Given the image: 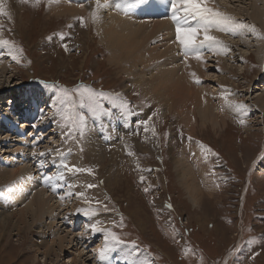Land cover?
Here are the masks:
<instances>
[{
    "label": "rangeland",
    "instance_id": "374dc122",
    "mask_svg": "<svg viewBox=\"0 0 264 264\" xmlns=\"http://www.w3.org/2000/svg\"><path fill=\"white\" fill-rule=\"evenodd\" d=\"M62 1L52 3L53 6L49 5L48 0H40L38 5L35 0H4L12 19L9 21L7 17H0L2 36L13 41L15 48L23 49V52L17 53V62L9 55L7 47H0V65L7 66L5 75H1L0 71V126L5 125L3 122L6 121L11 130L4 135L8 136L4 142H8L9 148H4V144L0 143V224L7 219L14 221L8 233L1 231L0 227V264H70L73 258L74 264H94L106 241L103 232L88 228H92L93 224L110 229L124 241V244L107 253L108 263L114 259L111 264H116L119 258L116 256L120 254L122 264H127L125 255L133 241L138 249L135 259H147L150 264H264V112L256 103L259 95L264 96L261 91L264 87V65L254 51L250 55L242 54L248 50L244 45V37L245 41H250L256 35L244 31L241 40L240 37L221 32L232 50L227 52V59L230 60L227 62L228 71L217 62H210L213 58L205 59L213 55L207 46L204 48L207 56L202 50V61H195L192 55L186 58L179 49V53L174 54L178 66L185 69L187 64L207 61L208 69L205 66L203 74L196 75L199 84L195 83L193 77L190 81L183 80L185 86H182L184 92L181 101L164 102L157 96L146 95L143 84H140L143 81L139 83L140 78L130 72L143 73L146 69L147 73H151L152 62V66L147 69L142 67V55L130 54L128 58L133 63L131 68H124L121 62L111 64L110 51L106 43L102 42L96 27L101 17L97 14L98 19L93 21L88 13H77L73 17L52 13ZM92 1L97 3V0ZM110 1L99 0L103 2L100 4L106 6H109ZM121 1L115 2L119 7L128 8L127 2ZM163 1L166 6H171V0ZM213 1L218 7L215 8L226 15L230 14L236 21L244 20L242 23L254 25L264 35L263 29L255 21L252 22L251 17L260 8L262 11L259 9V14L264 18V0H257V4L255 0V3L252 0ZM210 6L213 7L212 3ZM255 7H258L257 10ZM140 13L145 16L147 12L138 11ZM164 14L168 18V12ZM104 15L103 20L110 22L107 12ZM79 18H83V23ZM138 19L144 21L145 18ZM146 21L151 20L146 18ZM60 33L64 34L63 39ZM259 41L264 42V39ZM159 45L150 44L149 49L152 52ZM152 72L153 76L158 74L157 71ZM81 86L104 93L99 98L100 106L96 115L88 108L79 106L77 89ZM204 87H210L212 95H222L233 104L245 105L244 109L236 110L234 115L222 121L225 126L226 123L230 125L227 135L225 131L228 127H217L215 130L209 123L206 126L202 123L197 108L199 110L202 107L199 92ZM193 89L196 90V96ZM63 90L68 91V99L76 102L75 112L84 115L85 124L82 128L72 127L65 120L69 105L67 100L61 103L65 99ZM13 97L10 105L2 104L7 98L12 100ZM28 97H33L38 106L29 113L36 116L38 111L45 115V121L43 118L39 123L41 125H36L37 122L28 125L25 122L28 118L24 117L23 110L16 104V101ZM195 100L200 101L194 105ZM209 101L207 106L211 109L219 107L222 112L218 98ZM124 104L126 107H122ZM9 109L12 110L11 115ZM14 117L19 118L17 123L11 121ZM189 117L195 120L193 128L186 125ZM141 121H148V131H145ZM244 121H249L248 129L244 127ZM25 125L27 127H22ZM28 127L33 129L29 130ZM54 129L59 130L60 134L57 139L59 145L55 146L59 154L55 158H65L72 153L77 168L91 169V172L72 171L69 177H86L88 185H94L92 188L87 187L86 194L94 198L89 207L98 211L93 216H86L78 211L82 206L75 204L72 207L62 200L63 203L58 204L62 205L58 212L60 222L58 225L54 222V226H49L45 234H40V231L46 229L43 228L44 224L47 226L53 221L51 218L43 220L42 224L36 221L31 227L25 225V230L21 232L19 228L16 231L14 225L19 220V212L26 209L33 195L26 191L28 193L21 201L12 202L10 192L13 190L9 187L13 182L10 177V167L13 165H10V160L19 157L20 163L32 170L28 173L32 174L29 181L37 185L47 182L45 177H54L56 173L51 169L37 170V164L43 161V158L38 161L41 154L51 148L47 139ZM111 136L115 138L112 140ZM90 145L93 152L88 150ZM197 145L204 146L203 157L208 166V177L213 178H209L206 183L198 172L196 158L193 154L190 158L188 156L198 175L196 181L203 197L201 205L196 207L192 205L185 186H182L175 172V158H181L184 153L189 154ZM37 156L34 164L33 158ZM250 175L252 186L248 185ZM247 185L250 192L246 201V197L242 199L246 195ZM55 199L58 201L59 198ZM97 201L100 203L97 204ZM105 206L107 211L104 210ZM63 207L67 209L64 212ZM56 232L61 237L66 236L67 232L84 233V237L80 236L76 241L78 246L61 252L56 244L59 241L55 240ZM52 243L55 249L47 257ZM80 253L82 258L78 260ZM101 263L105 264V260H101Z\"/></svg>",
    "mask_w": 264,
    "mask_h": 264
},
{
    "label": "bare ground",
    "instance_id": "6f19581e",
    "mask_svg": "<svg viewBox=\"0 0 264 264\" xmlns=\"http://www.w3.org/2000/svg\"><path fill=\"white\" fill-rule=\"evenodd\" d=\"M73 1L74 2H72L70 0H63L62 3L60 2L61 4H59V6H57L56 9L53 11H52V8L50 7L52 13H55L57 15H62V16L63 15H71L72 17L75 16L77 13H88L90 15L91 14V7L94 6L93 7L94 11H96V13L101 17L99 19V21H97V24H96L97 31H98V34H99L102 42L106 43V45H107L106 47L109 49V51L111 53V55L109 53V57L111 58L109 60V62L111 64H113V63L116 64L115 62H118V63L121 62L125 66V67L122 66V68L123 67L126 69H127V67L131 68L133 63H131L129 61L128 56L130 54H132V55L133 54H139V56L142 55V57L144 58L142 60V63H143L142 67L147 68L148 66H152L150 64L151 62L153 63L151 73H154L152 71H157V73H158V74H156L157 76L154 75V76H156L155 78L153 75H151V73H147L145 71L146 69L144 70V72L142 71L143 73L137 72V74H135L133 72V70L130 71L133 74V76L135 75V77L138 76V78H140L139 83H140V81H143L140 84H143V86H144L143 91H144V93H146V95H152V97L157 96L159 98H162L161 100H163L164 102H172L173 103V102H175V100L181 101L182 95L184 92L183 91L184 87L182 88V86H185V84H183V80L190 81V78L193 77L191 75V73H195L196 75L199 74V76H200L202 73V70L208 69L207 61L205 63L199 61V62H196V64H187L185 66V69L182 66L177 65V61L175 60L174 54L179 53L178 51H179V49H181V46L175 40L176 39L175 38V35H176L175 25H174L173 21L170 19L171 15H172V7L170 5L166 6L165 5L166 3H164L165 1H163V0H150V1L149 0H125L128 3V4L125 3L128 7V8H126V6L125 7H122V6L119 7L117 5V3L115 2L116 0H112V1L109 0L110 1L109 6H106L105 4H101V5H103V7L99 8V9L96 8L97 3L95 1L93 2L92 0H88V1H86V0L85 1L73 0ZM100 1H103V0H100ZM252 1H254V0H252ZM255 1L257 4L258 1L257 0H255ZM255 1L252 3H255ZM167 2H169V1H167ZM213 2L217 3L216 1H213ZM213 2H212L213 7L214 6L217 7L216 4H213ZM250 2H251V0H250ZM54 3H56V2H54ZM100 3H103V2H100ZM121 3H122V1H121ZM121 3H119V4H121ZM49 5L54 6V4H49ZM81 5H83V6H81ZM253 7H254V5H253ZM257 8H256V10H257ZM259 9L260 8H258V12H255V13L253 12V15H251L252 20H253L252 22L255 21V24H259L260 27L264 31V18L263 17L261 18L262 14H259L260 13L259 11L261 9L260 10ZM138 11L147 12L145 15L146 17L144 15H142L141 13L139 15ZM106 12L111 19L110 22H107V19L103 20V18L105 16L104 14H106ZM166 12H168V18L166 17L167 15L164 14ZM126 13L127 14L129 13V15H127ZM143 14H145V13H143ZM228 15L230 16V14H228ZM138 17H141V19L142 18H145V19H144V21H142V20L138 19ZM162 17H164V18L166 17V19L162 20L163 19ZM146 18L151 20V21L145 22ZM159 18H162V19L159 20ZM95 30H96V28H95ZM213 32H215V33H211V34L217 36L219 38V40H221L223 42V44L227 46L228 50L224 54H217L216 52L210 50V52H213V55L208 56L207 58L205 57V59L208 60L210 58L211 59L213 58L214 60L210 61V62H215V63L217 62V64L219 66L221 65L225 69V71H228L227 70L228 69L227 62L230 60L227 59L228 58L227 52L228 51L232 52L231 45H230V43L228 44L224 40V39H226V38H223L224 33L217 32V31H213ZM221 35H223V36H221ZM244 35L245 34L243 31L240 34L233 35V37L237 36V37H240L239 39H241ZM251 36H252V34H251ZM245 37H244L243 41H244V45H246V48L248 50H247V52H244V53L241 52V53L243 55H245V54L250 55V53L252 51H254L255 56L259 57L260 61L263 62V65H264V42H260L256 36H253V37H255L254 40H250V41L246 40L245 41ZM200 38H202V36ZM253 41H257V42L254 43ZM153 43L154 44L159 43L160 45H159V47L156 46V48L154 50H152V52H151V50L149 49V46H150V44L153 45ZM250 43L251 44L254 43V45H251ZM177 45L179 47H177ZM152 53H153V55H152ZM205 56H207V52H206ZM241 56H239V57L241 58ZM5 58H6V56H5ZM237 59H238V57H237ZM190 60H193V59L190 58ZM190 60L189 61L187 60V61L190 63V62H192ZM187 61H185V63ZM195 61H196V59H195ZM123 64H121V65H123ZM5 65H3V66L0 65V71L2 73L1 75H5V73H6L7 66H5ZM169 65H170V67H168ZM210 67L213 68L212 66H210ZM147 69H149V68H147ZM216 76H218V75H216ZM145 78H149V79L146 80ZM189 87H191V86H189ZM209 89H210V87H209ZM209 89L204 87L202 89V91L199 92V96L202 99L203 104H202V107L200 105L201 108L197 105L200 108L199 110L197 108V111L200 113L202 123L204 126H206L209 123L211 126H213V129H215V130L217 127H223V128L227 127L229 123L228 124L226 123L227 126H225V124L222 123V121H224L225 117L229 118V116L234 115L236 113V109L234 107L229 106V104L231 102L229 100H225L224 96L212 95V92ZM214 89L215 88H213V90ZM262 90L264 92V87H263V89H261V91ZM193 91H194V89H193ZM21 92H22V90H21ZM23 92H25V94L23 95V96H25L26 91L24 90ZM194 94L196 96V90L194 91ZM186 96H189V95H186ZM215 97L218 98V101L221 102L222 112H220L219 107H218V109H216V108L211 109L209 106H207V103L210 102L209 99L213 100V98L215 99ZM191 98H192V96H191ZM13 99H14V97L12 98V100L7 98V100H4L2 104L4 106H8L12 103ZM194 99H196V98H194ZM256 99H257L256 103L259 104L261 112L263 113L264 112V96L259 95ZM8 100H10V101H8ZM15 100H14V102H15ZM191 100H193V99H191ZM197 100H195V102L193 101L195 103L194 105L198 104V102L200 101V100L199 101H197ZM18 102H17L18 107L21 108V110H23L22 113L24 114V117L28 118V120L25 121L26 123H28V125L29 124H35V122H37L36 125H41L39 123L43 120V118L45 121V117H44L45 115L39 114L38 111H37L36 116H33V114L29 113L33 108L38 107L36 105V103H34L35 101H34L33 97H31V98L28 97L27 99H23V100L21 99ZM188 105H190V104H188ZM191 107H193V106H191ZM168 109H171V108L169 107ZM250 110H252V109H250ZM9 112H10L9 115H11L12 110H10ZM20 113H21V111H20ZM238 115L244 116L241 113H238ZM11 121L13 123H17L19 121V118H15V117L11 118ZM194 121L195 120L192 121L191 117L187 118V120H186L187 127L193 128L194 127ZM46 122H47V120H46ZM3 123L5 125L0 126V143L4 144V148H9L8 142H4V140L8 136L4 137V135H5V133H10L11 130L8 127V124L6 121ZM249 124H250L249 121H244V127H246L247 129L249 128ZM0 125H2V123ZM45 125H43L44 126L43 129L46 128ZM22 127H27V126L25 125ZM50 128H48L46 131H44V130L43 131L47 132ZM6 129L8 130V132H4V130H6ZM30 129L31 128H29V130ZM243 132H245V131L243 130ZM20 134H22V133H20ZM33 134H34V132L31 135H33ZM50 134H51V137L49 139H47V142H49V146H51V148L46 149L47 152L44 153L45 155L41 154L42 156L38 159V161L41 158H43V161L41 163L37 164V170L40 168L51 169L53 172L56 173V175L54 176V179L52 181H47L45 183L40 182L37 185L33 181L28 180L29 177L32 175V174L28 175V173L32 172V170L29 167H24L20 163L19 157L17 159L12 158L10 160L11 161L10 165H13V167H14V168L10 167V177H11V179H13V182L10 184L9 188L13 191L10 192L12 197L10 195L9 196H10V198H12V200H13L12 202L15 203L16 201H18V202L21 201L23 199V196L25 195V193H28L26 191H29L33 195V198L30 201V203L25 206L26 209H24V210L21 209V212H19V220L17 221V224L14 225V229H16V231L19 228V230L21 232V231H23L22 229H24L25 225H29L31 227L36 221L41 222V224H42L43 220H48L49 218H51V219H53V221L48 223L47 226L44 224L43 228L46 227V229H43L42 231H40V234L41 233L45 234V232L47 231L49 226L53 227L54 222L57 225L60 222V220H59L60 214L58 212H59V207L61 209L62 205L59 206L58 204L63 203V202H61L62 200H64V202L66 201V203L69 206L78 204V205H80V207L82 206L83 208H86L87 206L88 207L91 206L92 201L94 200V198H92L91 194H88V193H87L88 195L86 194V191H87L86 189L88 187V180L85 179L86 177L82 178V176H81L80 179L79 178L78 179H70L69 176H70V173L72 171H68L67 168L64 167V165H67L68 167L77 168V163L75 161V157L72 156V153L69 154L65 158H62V157L55 158V155L59 154V150L57 151L55 149V146L59 145L57 142V139L60 137L59 130L57 131L54 129L50 132ZM246 138H247V136H246ZM0 145H2V144H0ZM87 145H89V144H87ZM88 150L89 151L91 150L92 152L94 151L92 149V146ZM192 150L193 151H191L189 154L184 153L181 158H178V159L175 158V160H176L175 161V172H176L182 186H185V190L189 196V200L191 201L192 205L197 207V206L201 205L200 203L202 202L203 197L201 194V187L198 185V183L196 181V179H197L196 176H198V175L195 174V170H194L191 162L189 161L188 156L190 158L191 154L194 155V158H196L195 161H196V164L198 167V172L204 178V181L206 183L209 182L210 176L208 177V172H207L208 166H207L206 162H204L205 161L204 157H203L204 148L201 145H197V146L193 147ZM101 154H102V152H101ZM14 157H16V155H14ZM37 158H38V156L34 157L33 161H35ZM36 161L33 163L35 164ZM0 165H1V163H0ZM11 169H13V170H11ZM61 173H63V179H55V177H58ZM212 178H210V179H212ZM250 184H252V183H251V179L249 177L248 178V185H250ZM248 185L245 189L246 195L244 194V196H243L244 199H242V200H245V197L247 198ZM53 189H55V190H53ZM22 191H25V192L22 193ZM94 191H92V192L94 193ZM49 193H50V195H49ZM78 193H84V196L80 197V196H78ZM55 198H57V199L59 198L60 200L58 199V201H57ZM85 200L90 201L91 204L86 203ZM66 203H65V205H66ZM64 207H63L62 211L65 209ZM66 210L67 209H65V211ZM64 219L65 218H63V220ZM30 221H32V222H30ZM13 222L10 219L2 221L0 224V227L2 229L1 231L8 233V231L11 230V228H12ZM75 225H76V223H75ZM85 226H87V225H85ZM88 228L92 229V228H90V226ZM83 235H84V233L83 234L82 233L71 234V233L67 232L66 236L61 237L56 232V234H55L56 239L55 240H57V241L59 240V241L57 243L56 242L55 243L57 244V246H59V250H61V252H63V250L72 249L73 247L78 246V242H76V241L79 239L80 236H82V238H83L84 237ZM66 247H68V248H66ZM53 248H54V243L51 244L50 250L47 252V257H48V255L50 256L51 253L53 252V250L55 249V248L54 249ZM84 254H86V253H84ZM81 256H82L81 253L79 254V256H77V257H79L78 260H80L82 258ZM121 256H122V254H120L119 258H117L118 261L116 262V264H122L123 263ZM96 261L98 262V264H102L100 258L99 259L96 258ZM112 261H114V259ZM74 262H75V258H73L71 260L70 264H74ZM97 262H95L94 264H97ZM111 262H109V263L107 262V264H111Z\"/></svg>",
    "mask_w": 264,
    "mask_h": 264
},
{
    "label": "snow or ice",
    "instance_id": "6c2138e0",
    "mask_svg": "<svg viewBox=\"0 0 264 264\" xmlns=\"http://www.w3.org/2000/svg\"><path fill=\"white\" fill-rule=\"evenodd\" d=\"M54 2H58V0H48L49 4ZM105 2H107V0H105ZM35 3L38 5L40 0H35ZM210 3H212V0H171L172 15L170 19L175 25L176 42L181 46L186 58L189 55H192L195 59L202 61V50L205 48V46L217 54H224L228 50L227 46L224 45L223 42L215 35L211 34L213 31L230 33L232 35H237L243 31H248L256 35L258 39H264V35H261L254 25L236 21L233 17L226 15L215 7L210 6ZM101 7H103V5H101L99 0H97L96 8L99 9ZM0 17H7L9 21L12 19L10 12L6 10L4 0H0ZM91 17L93 21L98 19L96 11L91 13ZM79 19L81 20V23H83V18ZM2 30L3 24L0 23V47H7L9 49V55H11L12 59L19 62L17 53H22L23 49H16L13 41L4 39L2 36ZM59 35L61 39H63L64 34L60 33ZM201 36L202 39L200 38ZM49 39H51V37H49ZM65 49H67L66 45ZM191 75L193 76L195 83L199 84L200 80L198 77H196V74L191 73ZM63 91L65 99H62L61 103H65V100H67L69 105V107L66 109V115L64 117L65 120L69 122L72 127L79 126L82 128L85 124L84 115L75 112L76 102L68 99L67 90ZM77 94L79 96V106L81 108H88L93 113V115H96L100 106L99 98L103 97L104 93H97L95 90L89 87L81 86L80 89H77ZM225 100H227V97H225ZM229 106L234 107L236 110L245 108V105L242 103H230ZM122 107H126V104L122 105ZM141 123L145 125V131H148V121H141ZM241 123H243V121H241ZM201 146L204 147L203 145ZM129 155H133V153H129ZM64 167L67 168L68 171L91 172V169H79L68 167L67 165H64ZM53 179L54 177H45L46 181H52ZM55 179H63V173H61L58 177H55ZM88 187H94V185H88ZM145 191H147V189H145ZM78 196L83 197L84 193H78ZM85 202L91 204L90 201L85 200ZM99 203L100 202L97 201V204ZM168 207H171V205H168ZM104 210L107 211L106 206ZM78 211L83 212V214L86 216H93L97 213L98 209L89 207L86 209H78ZM91 227L94 232L104 233L106 245L99 253L100 260H105L109 251H112L117 246L124 244V241H122L120 237L110 229L100 227L96 224H93ZM137 252L138 249L136 247V243L133 241L128 246V251L125 255L127 264H150L147 259H135Z\"/></svg>",
    "mask_w": 264,
    "mask_h": 264
},
{
    "label": "trees",
    "instance_id": "16d2710c",
    "mask_svg": "<svg viewBox=\"0 0 264 264\" xmlns=\"http://www.w3.org/2000/svg\"><path fill=\"white\" fill-rule=\"evenodd\" d=\"M227 127H228V128H227L228 130L225 131V135L228 134V131H229V129H230V125L228 124ZM250 179H251V176H250ZM250 186H252V184H250ZM249 192H250V191L248 190L247 196H248ZM246 201H247V198H246Z\"/></svg>",
    "mask_w": 264,
    "mask_h": 264
}]
</instances>
